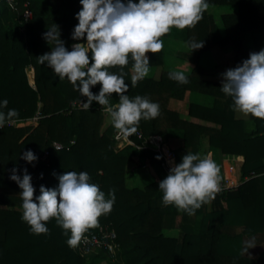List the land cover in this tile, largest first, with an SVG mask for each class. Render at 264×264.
I'll list each match as a JSON object with an SVG mask.
<instances>
[{
    "label": "trees",
    "instance_id": "trees-1",
    "mask_svg": "<svg viewBox=\"0 0 264 264\" xmlns=\"http://www.w3.org/2000/svg\"><path fill=\"white\" fill-rule=\"evenodd\" d=\"M25 2L31 12L26 22L21 19ZM206 2L210 6L234 5L236 10L220 15L223 35L207 10L193 27L183 30L172 27L182 32L187 46L189 41H202L203 47L196 49L201 52L212 45H230L231 69L242 65L251 53L264 49V0ZM15 7L9 10L0 1V101H8L7 108L0 111L15 109L19 113L14 122L6 121L0 128V183L6 188L0 192V264H82L86 259L93 264L101 260L112 264H264V248L256 256L243 251V238L264 234V120L251 116L252 126L246 129L242 119L233 117V100L220 89L223 82L202 78L196 63L184 73L188 77L186 84L169 79L171 70L161 69L157 77L147 76L133 87L129 57V64L123 69L128 84L125 94L157 103L159 115L153 120L142 119L137 132L129 137L134 145L118 149L114 139L117 130L111 120L101 130L102 112L95 101L88 110L78 103L74 107L73 101L85 103L87 97L80 96L67 78L60 80L37 59L50 53L54 46L44 39L54 24L69 51L71 45L86 41V37L72 39L78 25L76 16L82 10L80 0H16ZM88 55L91 60V53ZM146 55L149 66L163 61L162 51ZM192 57L196 59L195 55ZM27 66L32 71L29 69L25 74ZM108 71L120 74L121 69L117 66ZM100 89L97 84L91 92L98 95ZM192 91L208 96L210 103H188L186 114L210 125L185 119L167 106L170 98L181 99ZM118 100L117 94L110 97L111 104ZM34 116V126L15 125ZM170 130L177 132L180 139V144L171 149L176 165L187 153L202 156L204 149L212 151V160L218 166L215 152L242 156L236 166L237 185L232 188L222 185L215 199L191 216L175 206L158 203L163 197L159 183L170 171L162 165V156L136 137L137 133L165 135ZM53 143L60 147L55 148ZM27 151L37 159L31 163L23 159ZM136 152L152 179L142 187H127L126 164ZM14 168L21 179L25 169L31 176L34 202L41 186L57 188L58 177L68 171L87 172L89 182L98 185L106 198L114 190L112 211L102 215L98 225L86 232L96 231L99 225L112 228L116 252L112 254L98 247L79 254L68 246L70 233L66 235L55 218L47 222V234H33L19 210L23 203L22 189L10 179ZM193 217H198L196 230L191 222ZM171 230H175V235L167 234Z\"/></svg>",
    "mask_w": 264,
    "mask_h": 264
},
{
    "label": "clouds",
    "instance_id": "clouds-1",
    "mask_svg": "<svg viewBox=\"0 0 264 264\" xmlns=\"http://www.w3.org/2000/svg\"><path fill=\"white\" fill-rule=\"evenodd\" d=\"M82 10L76 16L78 25L72 34L75 43L69 51L60 39L57 25L44 34V39L52 46L50 53L38 57L42 65H47L60 79L67 80L87 102L73 101L88 110L93 103L102 106L117 130V139L131 143L129 137L138 130L139 122L153 120L159 115V105L148 98H129L128 84L123 69L132 61V86L149 75L147 53L157 54L163 49L162 36L172 27L183 30L195 26L208 9L206 0H80ZM192 50L203 47V42L189 41ZM91 53V60L89 59ZM119 67L120 74L108 71ZM169 79L180 84L188 83V77L180 71H170ZM101 85L98 95L91 92L95 85ZM221 91L233 100V110L245 116L264 120V49L251 53L250 57L234 69L223 73ZM117 94L118 103L111 104L110 97ZM8 101H0V109L7 108ZM19 113L9 109L0 111V128L6 121L14 122ZM23 159L31 163L37 158L31 152L24 153ZM160 159V157H157ZM12 170L10 179L16 182L22 192V220L33 234H47V222L55 218L65 234L69 247L74 248L84 233L98 225L102 215L112 211L115 191L110 190L107 198L99 186L90 183L89 174L68 171L58 177L57 188L40 187V195L35 197L31 176L24 170L21 179ZM220 169L211 159V154L201 158L199 154L187 153L182 162L170 169L169 175L159 183L163 193L162 203L175 206L178 211L194 215L202 205L215 199L220 189ZM255 247V239L246 241L244 252Z\"/></svg>",
    "mask_w": 264,
    "mask_h": 264
},
{
    "label": "rangeland",
    "instance_id": "rangeland-1",
    "mask_svg": "<svg viewBox=\"0 0 264 264\" xmlns=\"http://www.w3.org/2000/svg\"><path fill=\"white\" fill-rule=\"evenodd\" d=\"M236 10V6L234 5H209L207 11L210 12V14L213 17L214 23L216 25L217 28H221V21H220V15L222 13H226V12H233ZM4 27L7 29V24L3 23ZM223 29V27H222ZM175 29H170L169 33H167L165 36H162L161 39L163 40V49H162V54H163V61L160 65L157 66H149L150 67V72L149 75L155 76L157 77L160 70L161 69H165V70H171V71H176L173 69L172 64L174 62V58H184L185 54L188 55V53H184L180 47H182L183 45H180V47L178 48L177 46L181 43L184 42V44H186V42L184 41L183 35L181 31H173ZM173 31V32H172ZM177 41H174V40ZM86 42V41H85ZM176 44H175V43ZM178 42V43H177ZM183 44V43H182ZM187 46V44H186ZM70 49L72 50V45L70 46ZM176 56V57H175ZM193 63V62H192ZM195 64H192V67ZM191 67V68H192ZM28 69V73H29V69H31L29 66L24 68L25 74H26V70ZM32 71V69H31ZM132 74V73H131ZM27 76V75H26ZM27 79V77H26ZM28 83V81H27ZM29 84V83H28ZM30 85V84H29ZM33 86V84L31 85ZM87 102V101H86ZM85 102V103H86ZM96 106L101 108V112H102V126H101V130H103L105 128V126L110 122V117L103 111L102 106L99 105L97 102H95ZM167 106H168V102H167ZM172 106V105H171ZM171 106L169 108H171ZM182 107H180L181 109ZM173 109V108H171ZM175 110V109H174ZM182 110V109H181ZM177 111V110H176ZM178 114L180 113L179 111H177ZM181 114V113H180ZM36 124V116L26 119L24 121H18L15 122V125L17 126H24V125H30V126H34ZM117 134V131L115 132L114 135ZM161 135V134H160ZM162 139L164 140L166 146L168 147V149H172L176 146V144H178L180 142L178 133L170 130L169 132H167V134H162L161 135ZM118 142L116 141V144ZM118 147V149L122 148L124 146V144L120 145H116V148ZM138 150V147H135ZM204 154H202L201 158H203L206 155V150L204 149ZM176 166V163H175ZM219 169H220V175L222 177V180L220 181V184H223V179L227 181H230L231 179L234 178V170L231 166V164L229 162H224L223 166L219 165ZM236 176L238 178V171L236 168ZM152 177L150 175V173L146 170V168H144L140 162V159L137 157V152L136 154L133 156V158L131 159V161L127 162L126 164V172H125V185L127 187H142L144 184L148 183L149 181H151ZM229 184V183H228ZM225 185V183H224ZM6 190V188L4 187V185H2L0 183V192H4ZM8 191V190H7ZM158 203H162V199L158 200ZM19 210L21 211V213H23L22 208H19ZM192 225L194 230L197 229V222H198V217H193L192 220ZM168 235H175V230H171L167 232ZM255 239V247L251 248L248 250V252H244V254L249 255V256H256L260 250H262L264 248V234L263 235H256V236H251L248 238H243V245L245 247V242ZM244 247H243V251H244ZM91 252V251H90ZM115 251H113V253H115ZM89 253V252H87ZM112 253V254H113ZM113 262V261H111ZM82 264H93L89 259H86L85 262H83ZM97 264H112V263H108L107 260H101L100 262H98ZM263 264V263H260Z\"/></svg>",
    "mask_w": 264,
    "mask_h": 264
},
{
    "label": "crops",
    "instance_id": "crops-1",
    "mask_svg": "<svg viewBox=\"0 0 264 264\" xmlns=\"http://www.w3.org/2000/svg\"><path fill=\"white\" fill-rule=\"evenodd\" d=\"M218 27V26H217ZM220 35H223V29L217 28ZM174 41H177L176 39ZM175 43V42H174ZM178 43V42H177ZM183 43V44H182ZM176 44V43H175ZM180 45H183L180 47ZM245 45H248V42L245 43ZM185 54L184 58L176 57L174 58V62L172 64V67L176 71H180L183 73H187L190 71L192 64L196 63L201 68V77L207 80L217 81V82H223V73H225L227 70L232 68V57H233V51L230 45H224V46H217L212 45L209 48L198 52L197 50H192L184 44V42H181L178 46ZM192 55L196 56V59L193 60ZM193 62V63H192ZM28 72V69L26 70ZM28 81V79H27ZM30 83V82H29ZM31 85V84H30ZM188 103H198V104H209L210 98L206 95H203L198 92H186L181 99H175L170 98L168 100V106L171 108L179 111V115L185 119L209 124L206 121H202L200 119L188 116L186 114V108ZM180 107H182L180 109ZM233 117L236 119H242L244 121L246 129H250L252 126L251 122V115L245 116L239 112H236L233 110ZM180 142L177 145H179ZM215 158L217 160V163L219 165L223 166L224 162H229L234 170V178L230 181H227L223 179V184L225 183V186L227 188H232L237 185V176H236V166L239 164V162L242 161V156L240 155H224L219 152H215ZM211 154L212 159V151L210 149L206 150V155ZM214 157V156H213ZM214 159V158H213ZM229 183V184H228Z\"/></svg>",
    "mask_w": 264,
    "mask_h": 264
},
{
    "label": "built area",
    "instance_id": "built-area-1",
    "mask_svg": "<svg viewBox=\"0 0 264 264\" xmlns=\"http://www.w3.org/2000/svg\"><path fill=\"white\" fill-rule=\"evenodd\" d=\"M2 1L9 10H15L16 0H0ZM31 12L28 8L27 3L23 4V10L21 12V19L22 21L26 22L30 19ZM86 43V42H84ZM117 134L114 136V139L118 142V144L124 145H134L132 142L129 143L128 141L121 139H117ZM136 137L141 139L142 145L148 146L149 148L158 152L163 159L162 165L170 171L172 167L175 166L174 157L172 154L171 149H168L164 140L162 139L160 134H149L147 136H141L140 133L136 134ZM55 148H59L60 145L57 143H53ZM119 146H117L118 148ZM226 187L224 184H220V188ZM70 237V234H69ZM115 233L112 228L108 227L107 225H99L94 232H85L82 236L80 242L75 249L79 254H86L87 252L93 251L98 247H103L107 251L113 253V251L117 250V244L114 241Z\"/></svg>",
    "mask_w": 264,
    "mask_h": 264
}]
</instances>
